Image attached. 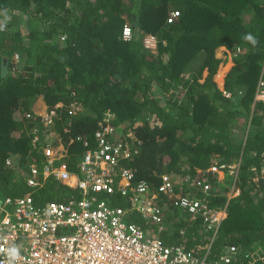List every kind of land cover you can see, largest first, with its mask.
<instances>
[{
    "label": "trees",
    "instance_id": "trees-1",
    "mask_svg": "<svg viewBox=\"0 0 264 264\" xmlns=\"http://www.w3.org/2000/svg\"><path fill=\"white\" fill-rule=\"evenodd\" d=\"M176 10L180 16L168 23ZM126 24L133 27L131 41L122 38ZM247 33L255 45L243 39ZM146 34L157 37L156 54L145 49ZM219 48L232 55L224 83L231 97L214 81ZM261 78L264 0H0V186L9 184L7 160L21 158L11 169L17 189L28 193L29 165L42 170L40 154L59 139L67 151L62 162L78 171L84 143L96 147L95 134L115 127L138 149L122 163L135 183L145 180L156 192L162 175L199 179L211 185L193 191L201 202L213 209L229 202L211 262L235 246L231 264H264V182L256 179L264 166V101L255 99ZM38 98L56 110L51 127L33 111ZM72 104L80 111L69 118ZM234 165L237 176L229 174ZM212 166L224 167V180L206 173ZM234 180L240 194L229 200ZM36 194L64 203L81 197L54 180ZM103 198L129 207L119 195ZM161 201L168 218L157 235L202 256L211 242L202 220L175 215L170 202ZM129 218L148 227L136 212Z\"/></svg>",
    "mask_w": 264,
    "mask_h": 264
},
{
    "label": "built area",
    "instance_id": "built-area-1",
    "mask_svg": "<svg viewBox=\"0 0 264 264\" xmlns=\"http://www.w3.org/2000/svg\"><path fill=\"white\" fill-rule=\"evenodd\" d=\"M179 16V10L172 12L168 23ZM131 36L132 29L126 25L124 39L129 40ZM155 43L154 37L146 40L148 48H153ZM240 52L239 48L237 53ZM223 93L231 97L230 93ZM255 99L264 101V78L259 81ZM61 107L63 105L59 104L56 108ZM78 111L76 105H71L67 114L71 118ZM56 115V110H47L38 116L46 127H51ZM33 118L31 113L26 115L28 120ZM95 139L94 148L84 143L87 150L75 172L69 169L68 163L62 162L67 156L62 139L59 146L47 145L42 151L46 158L43 169L29 165L26 185L30 191L0 201V264H231L234 261L237 248L232 246L225 255L211 262L212 245L228 216L229 202L223 208L213 209L192 197L193 191L199 188L209 191V183L190 178L179 182L162 175L158 191L154 192L145 180L135 183V173L122 165L138 154V149L127 142L117 128L106 126L95 134ZM37 140L39 138L35 137L33 143ZM76 141L81 142V137ZM223 169L212 166L206 173L217 174L222 180ZM238 169L239 166L234 165L229 167V172L236 175ZM259 178L264 182V168ZM48 180L80 192L81 197L67 203L36 199V192L43 189ZM177 189L190 194L177 193ZM104 195H119L129 207L115 206L103 198ZM161 200L169 201L173 211L177 210L189 220H202L211 234V242L202 256H196L183 245L166 244L158 235L152 236L148 227L130 220L129 214L136 212L147 225L153 224L158 234H162L168 217ZM12 249L17 250V256L12 255Z\"/></svg>",
    "mask_w": 264,
    "mask_h": 264
},
{
    "label": "rangeland",
    "instance_id": "rangeland-1",
    "mask_svg": "<svg viewBox=\"0 0 264 264\" xmlns=\"http://www.w3.org/2000/svg\"><path fill=\"white\" fill-rule=\"evenodd\" d=\"M216 56L219 60L222 61V63L219 66V70L217 72V75L214 77V81L215 83L218 85L219 89L222 90L224 88V80L225 77L227 76V74L229 73V71L232 69V67L234 66L233 64V60H232V55L230 54L229 51H227L225 48H219L216 51ZM207 77V71L204 72L203 74V80L202 83L204 82V78ZM43 99L42 98H38V100L35 102L34 105H36V109L41 106H43L42 104ZM41 103L38 104V103ZM34 107V106H33ZM37 111V110H36ZM38 115L39 114H44V113H40V112H36ZM232 173V172H231ZM231 173H229L230 175H232ZM5 176L6 178L9 180V184L5 183L4 180H2V186H0V201L5 200L6 197L8 196H23V194L25 193V191H20L17 189L16 186H18L17 182H18V173L15 170H12L11 168H7L6 172H5ZM224 178V175L221 174L220 178ZM12 178H16L15 180H12ZM181 182V181H179ZM236 181H234V183L232 184L231 188L233 190V187L235 186ZM232 190H230L232 192ZM25 195V194H24ZM37 195L35 194V197L37 199ZM230 194H228L227 196H229ZM49 200L53 199V198H49ZM120 206L124 207V201L121 200L119 202ZM137 218V217H136ZM148 228L151 229L154 234H158L157 229H155L151 223H148Z\"/></svg>",
    "mask_w": 264,
    "mask_h": 264
},
{
    "label": "clouds",
    "instance_id": "clouds-1",
    "mask_svg": "<svg viewBox=\"0 0 264 264\" xmlns=\"http://www.w3.org/2000/svg\"><path fill=\"white\" fill-rule=\"evenodd\" d=\"M181 14V13H180ZM127 26H129L131 29H132V36H131V38L129 39V40H125L124 39V28H123V32H122V38H123V40L124 41H131L132 39H133V37H134V31H133V27L131 26V25H129V24H126ZM150 37H154L155 38V40H156V43H155V46L153 47V48H148L147 46H146V40L147 39H149ZM243 39L245 40V41H247V42H250L251 44H253V45H255L256 43H257V40H256V38L251 34V33H247V34H245L244 36H243ZM143 45L145 46V49L146 50H149L151 53H153V54H156L157 53V47H158V40H157V37L155 36V35H153V34H146L145 35V37H144V39H143ZM228 51V50H227ZM230 54H231V52H230ZM226 78V77H225ZM224 82H225V80H224ZM222 92L223 91H225V89L223 88L222 90H221ZM72 105H75V104H72ZM79 109V108H78ZM47 110H48V108H47ZM46 110V111H47ZM79 111H80V109H79ZM78 111V112H79ZM78 114V113H77ZM40 115H42V114H40ZM76 116V115H75ZM74 117V116H73ZM118 129V128H117ZM103 130V129H102ZM119 130V129H118ZM119 133H121V134H123L122 132H121V130H119ZM40 157L42 158V161H44L45 162V160H46V158L44 157V156H42V154H40ZM8 161H10L11 162V160H7V166L8 167H10V165H8ZM32 164H35L36 166H37V164L35 163V162H32ZM45 164V163H44ZM263 168H264V166H263ZM262 168V169H263ZM239 170V169H238ZM262 171V170H261ZM237 174H238V172L236 173V176H237ZM232 176V175H231ZM233 176H235V175H233ZM260 176V175H259ZM259 176H257V180H261L260 178H259ZM219 177V176H218ZM224 178H225V173H224ZM224 178H222V180H224ZM184 179V178H183ZM222 180H220V181H222ZM235 181V180H234ZM59 183V182H58ZM61 184V183H60ZM230 190H232V189H230ZM237 192H239V194H240V190L239 189H237V187H236V185H235V189L234 190H232V192L231 191H229L228 193H227V195L228 194H230L229 196H228V198H229V200L231 199V198H234V197H238L239 196V194L238 195H235V194H237ZM233 195H235V196H233ZM192 197H194V198H196V196L194 195V193H192ZM175 212V215L178 213V215L179 216H184V215H182V213H180V212H178L177 210L176 211H174ZM168 216V215H167ZM174 218H177V217H174ZM11 252H12V255L15 257V256H17L18 255V252H17V250L16 249H12L11 250Z\"/></svg>",
    "mask_w": 264,
    "mask_h": 264
},
{
    "label": "crops",
    "instance_id": "crops-1",
    "mask_svg": "<svg viewBox=\"0 0 264 264\" xmlns=\"http://www.w3.org/2000/svg\"><path fill=\"white\" fill-rule=\"evenodd\" d=\"M38 104H40L41 105V103L39 102ZM42 104H43V106H41L40 108L38 107L37 109H36V105H34V107H33V111L36 113V112H40V113H45L46 112V110H47V106H46V104L44 103V101H42ZM37 110V111H36ZM9 160H11V165H10V167H8V168H12V167H18V165L20 164V162L22 161V159L21 158H19V159H15V158H12V159H9ZM21 160V161H20Z\"/></svg>",
    "mask_w": 264,
    "mask_h": 264
},
{
    "label": "water",
    "instance_id": "water-1",
    "mask_svg": "<svg viewBox=\"0 0 264 264\" xmlns=\"http://www.w3.org/2000/svg\"><path fill=\"white\" fill-rule=\"evenodd\" d=\"M3 65H4V66L7 65V60H6V59H4V61H3Z\"/></svg>",
    "mask_w": 264,
    "mask_h": 264
}]
</instances>
